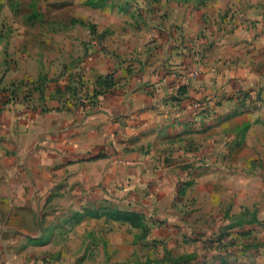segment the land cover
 Segmentation results:
<instances>
[{"label":"crops","instance_id":"crops-1","mask_svg":"<svg viewBox=\"0 0 264 264\" xmlns=\"http://www.w3.org/2000/svg\"><path fill=\"white\" fill-rule=\"evenodd\" d=\"M228 2L158 0L134 17L138 28L100 22L99 32L109 33L99 38L86 27L59 33L48 39L50 56L14 40L5 61L0 48V163L8 181L0 195L34 182L21 202L39 209L53 194L66 213L54 226L69 229L65 240L39 242L38 232L28 244L23 236L21 258L35 251L30 262L10 263L16 244L3 236L0 264H46L47 251L50 264H133L152 244L175 238L196 241L208 264L243 253L234 244L238 251L225 258L212 255L204 243L212 235L175 225L189 201L203 223L225 210L264 216V33L233 24ZM247 91L251 104L237 112ZM195 100L200 108L190 106ZM135 211L146 215L147 231L115 217ZM254 233L264 236V228ZM252 253L244 252L252 264H264V246Z\"/></svg>","mask_w":264,"mask_h":264},{"label":"rangeland","instance_id":"rangeland-1","mask_svg":"<svg viewBox=\"0 0 264 264\" xmlns=\"http://www.w3.org/2000/svg\"><path fill=\"white\" fill-rule=\"evenodd\" d=\"M139 1L143 2L142 7ZM185 1L189 2L190 0ZM154 2L156 3L158 0H0V48L5 61L11 58L8 45L14 40L17 45L19 43L30 45L33 49L41 50L44 56H50L56 49L53 47L52 42H48V39L52 41L59 33L60 35L65 34L71 27H86L91 29L95 37L99 38L109 33V29L99 32L100 22L105 24L112 22L117 27L124 26V23H130V25L138 28L137 20L134 17L141 12L149 13L152 12L153 8L157 9L155 5L153 6ZM225 12H227V15L232 14L231 20L237 27L242 26L243 29L247 28L248 30L253 28L256 30L255 32L261 31V33H264V0H229ZM131 17L134 19L133 21L130 20ZM249 96L248 91L245 93L240 92L237 96V112L238 110L241 111V109L244 110L251 104ZM236 140L240 139L237 138ZM3 172V164L0 163V186H6L8 182ZM34 188V182H31L28 187L24 184H19L15 187V190L11 188L9 190L10 193L7 192L6 195H0V241H4L3 236H6L5 238H7L8 242L16 244V249L13 247L7 259L10 263L18 261L30 262L33 260L31 256H33L35 251L29 252L28 259L21 258L27 247V243L24 241L23 245L20 244L22 237L28 238V244H35L34 238L29 237V233L42 232L41 237L38 238L39 242L50 241L55 234H60L61 240L67 238L69 229L54 226L55 221L65 218L66 213L60 210L58 206L60 204L53 203V194L45 198L46 203L44 206H39V209H34V206H24V202H21L22 198L26 196V190H34ZM33 197L35 198L36 195ZM256 201L259 203L258 199ZM221 204L226 205V201H222ZM188 205H185L188 207L187 209L180 208V212H175L177 230L179 228L181 230L182 227L180 226H184L188 227L190 232L194 234L212 235L210 237L217 234L219 238L233 234L236 236L235 238L240 240L233 243L229 241L231 238H227L228 241L226 240V243L223 242L224 244H213L210 247L211 251L214 249L212 255L228 256L229 254L227 253H231V248H234H230V246L235 244L239 252L243 251V253H236L231 258L229 256L226 257V259L229 258L228 261L232 262L231 264H246L247 262L252 264L255 261H251L248 255L253 254V250L258 249L260 246H264V236H257V233L253 234L254 229L258 231L264 228V216L259 215L257 209V211L253 209L246 213L242 211L232 216L229 214V210L209 212L206 223H203L200 221L202 218L198 219L193 216L196 206L195 202L190 203L189 201ZM3 206H11L10 211L3 212ZM61 206L64 205L61 204ZM184 216H188V218L185 220ZM26 219L28 222H30V219L39 222L40 228L22 225V222ZM219 221H226V223L218 226ZM253 222L257 223L253 225L254 229H248ZM231 226L236 227L231 228ZM206 237L209 238L208 236ZM155 242L157 243L158 241ZM151 246L154 248L149 249L148 257L143 260L138 259L133 264H164L165 262L168 264H180L182 259H185L187 264H208L203 262L204 256L198 259L202 255L200 253L202 251L197 247L196 241L192 239H182L180 241V239L175 238L169 244H164L160 241V243L158 242V244H152ZM205 248L207 247L205 246ZM245 250L246 252L248 251V255L244 254ZM162 254L163 257L157 259L158 255ZM45 255L46 257L43 261L46 264H50L51 260L55 258L52 251H47ZM222 257L218 258L219 262L227 263Z\"/></svg>","mask_w":264,"mask_h":264},{"label":"trees","instance_id":"trees-1","mask_svg":"<svg viewBox=\"0 0 264 264\" xmlns=\"http://www.w3.org/2000/svg\"><path fill=\"white\" fill-rule=\"evenodd\" d=\"M111 78V79H110ZM100 79H103V77H101ZM112 82V76L111 74H109L108 76L105 77L104 79V83H106V85H110ZM12 100V98H10L8 95L7 96H4L2 99H1V103L2 104H7L9 103L10 101ZM104 154L101 153V154H97V155H93L92 157H100V156H103ZM115 217L119 218V219H125V220H129L131 221L132 223L140 226V227H144L145 230H146V226L144 224V220H145V217L146 215L144 213H140V212H132V213H117L115 215ZM147 231V230H146ZM204 243H205V246L207 247L208 250H210V247L215 243H218V244H224L222 242V240L220 238H213V237H209L207 239L204 240ZM187 258H191V257H187ZM180 264H187V261L185 259H182Z\"/></svg>","mask_w":264,"mask_h":264},{"label":"built area","instance_id":"built-area-1","mask_svg":"<svg viewBox=\"0 0 264 264\" xmlns=\"http://www.w3.org/2000/svg\"><path fill=\"white\" fill-rule=\"evenodd\" d=\"M190 106L192 108H200L201 107V102L198 101V100H195V101H193V102L190 103Z\"/></svg>","mask_w":264,"mask_h":264}]
</instances>
